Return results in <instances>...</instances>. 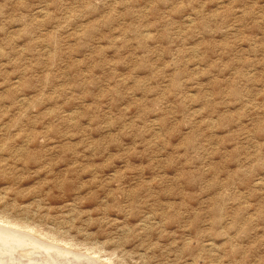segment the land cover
I'll return each mask as SVG.
<instances>
[{"label":"rangeland","instance_id":"1","mask_svg":"<svg viewBox=\"0 0 264 264\" xmlns=\"http://www.w3.org/2000/svg\"><path fill=\"white\" fill-rule=\"evenodd\" d=\"M0 231L264 264V0H0Z\"/></svg>","mask_w":264,"mask_h":264},{"label":"bare ground","instance_id":"2","mask_svg":"<svg viewBox=\"0 0 264 264\" xmlns=\"http://www.w3.org/2000/svg\"><path fill=\"white\" fill-rule=\"evenodd\" d=\"M13 234L17 235L16 233H13ZM4 236L7 237V239H8L7 241H9L12 246H14L15 244H17V242H22V244L19 243L20 246L23 245L22 247L25 246L27 248V246H29L27 244H30L32 246L31 242H26V241H31V239L29 237H26V236L25 237L24 236H21V234L20 235L19 234L17 235L18 236L17 239H14V237H11V238L9 237V233H7L5 231H0V237H4ZM1 240H4V238H2ZM19 244H17V245H19ZM33 245L34 246L32 247V250H33V248H35V250L41 252V253H39V256H35L34 258H32V255L31 256L28 255L29 253L32 252L31 251V252H29L27 254L28 256L26 255L27 258L28 257H31V260H28L29 259L28 258V259H26L28 261H24L22 258H16V257H14V254L8 255V254L2 252L3 255L5 254V256H8L9 259L8 260H2V261H0V264H94V262L91 261V260H89V259H84V257L83 258H79V256H74V255L71 256V255H69V253H65V252H62L60 250L58 251L56 249L50 248L47 245L46 246L49 247V248L41 247L42 245H40L38 243L37 244L35 243ZM0 247H2V245H0ZM20 249L21 248H19V250ZM27 250H28V248H27ZM36 254L34 253V255H36ZM55 254H57V255H55ZM19 255L21 257H23L22 253L19 254ZM26 256L24 255V258H26Z\"/></svg>","mask_w":264,"mask_h":264}]
</instances>
